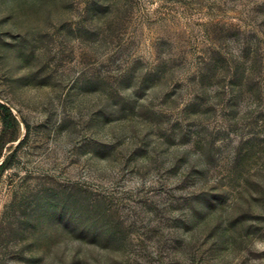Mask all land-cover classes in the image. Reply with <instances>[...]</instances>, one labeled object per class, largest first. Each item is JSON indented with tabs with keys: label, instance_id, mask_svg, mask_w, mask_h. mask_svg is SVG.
Returning <instances> with one entry per match:
<instances>
[{
	"label": "rangeland",
	"instance_id": "obj_1",
	"mask_svg": "<svg viewBox=\"0 0 264 264\" xmlns=\"http://www.w3.org/2000/svg\"><path fill=\"white\" fill-rule=\"evenodd\" d=\"M0 264H264V0H0Z\"/></svg>",
	"mask_w": 264,
	"mask_h": 264
},
{
	"label": "trees",
	"instance_id": "obj_2",
	"mask_svg": "<svg viewBox=\"0 0 264 264\" xmlns=\"http://www.w3.org/2000/svg\"><path fill=\"white\" fill-rule=\"evenodd\" d=\"M0 119L4 129H6L11 124L12 126L16 124V119L14 115L11 113L10 109L5 104L2 103H0ZM4 129L3 132L0 134V139L4 137ZM9 155L10 154H8L4 158L3 162L0 165V170L4 168V166L7 164L6 159L8 158Z\"/></svg>",
	"mask_w": 264,
	"mask_h": 264
}]
</instances>
